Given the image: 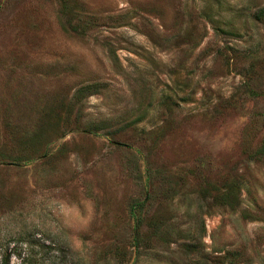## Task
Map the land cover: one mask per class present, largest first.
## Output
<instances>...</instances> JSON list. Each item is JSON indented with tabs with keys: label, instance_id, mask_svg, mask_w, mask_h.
Here are the masks:
<instances>
[{
	"label": "rangeland",
	"instance_id": "1",
	"mask_svg": "<svg viewBox=\"0 0 264 264\" xmlns=\"http://www.w3.org/2000/svg\"><path fill=\"white\" fill-rule=\"evenodd\" d=\"M262 9L0 0V264H264Z\"/></svg>",
	"mask_w": 264,
	"mask_h": 264
},
{
	"label": "trees",
	"instance_id": "2",
	"mask_svg": "<svg viewBox=\"0 0 264 264\" xmlns=\"http://www.w3.org/2000/svg\"><path fill=\"white\" fill-rule=\"evenodd\" d=\"M263 16H264V9H262L256 14V17L258 18H261ZM143 203L144 201H135L132 204L130 211L131 216L135 221V234L133 236V242H134V247L136 249L140 247V242L143 241V238H141L142 234L139 231L142 222L141 213L143 209ZM196 217H197L196 219L197 223L194 229L189 230L187 234L188 243H183L181 246L184 248V250L188 255L195 254L196 257L199 258V260H195L193 264H227V263L232 264L233 262L230 261V259L238 256L237 253L227 251L224 252L223 254L212 255L204 252L202 248V244H203L202 240L205 235L204 223L202 221L200 214L197 215ZM167 235L168 233L165 236ZM169 254L173 255L172 258L176 260V263L174 264H188V262L186 261V257L188 255L185 258H179L174 255L175 252H171Z\"/></svg>",
	"mask_w": 264,
	"mask_h": 264
}]
</instances>
